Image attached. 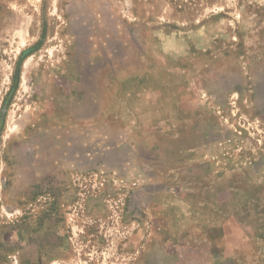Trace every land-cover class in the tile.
<instances>
[{
  "label": "rangeland",
  "instance_id": "1",
  "mask_svg": "<svg viewBox=\"0 0 264 264\" xmlns=\"http://www.w3.org/2000/svg\"><path fill=\"white\" fill-rule=\"evenodd\" d=\"M0 264H264V0H0Z\"/></svg>",
  "mask_w": 264,
  "mask_h": 264
}]
</instances>
